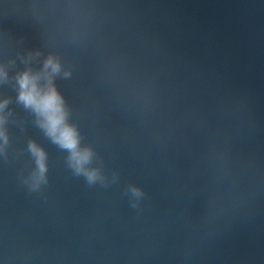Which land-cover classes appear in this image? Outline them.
<instances>
[{
	"label": "water",
	"instance_id": "1",
	"mask_svg": "<svg viewBox=\"0 0 264 264\" xmlns=\"http://www.w3.org/2000/svg\"><path fill=\"white\" fill-rule=\"evenodd\" d=\"M49 56L107 186L17 100ZM0 66V264H264V0H0Z\"/></svg>",
	"mask_w": 264,
	"mask_h": 264
},
{
	"label": "clouds",
	"instance_id": "2",
	"mask_svg": "<svg viewBox=\"0 0 264 264\" xmlns=\"http://www.w3.org/2000/svg\"><path fill=\"white\" fill-rule=\"evenodd\" d=\"M63 74L64 78L70 77L69 71H63L60 63L49 56L40 71L33 72L30 68L16 74L18 85L19 103L30 109L37 116L38 125L44 130L45 135L62 150L68 152V166L78 176H83L89 185L101 184L107 186V178L100 167H92L94 151L88 146L81 145V137L78 129L69 122V113L62 95L58 92L54 79ZM8 80L5 67L0 66V82ZM8 101L0 102V113L6 107ZM6 117L0 114V137L5 135L3 125ZM29 151L35 160V169L28 177V183L32 190H38L47 183V153L35 142H29ZM116 175L113 174V182ZM128 192L135 199L143 196V192L130 186ZM135 207V203H133Z\"/></svg>",
	"mask_w": 264,
	"mask_h": 264
}]
</instances>
